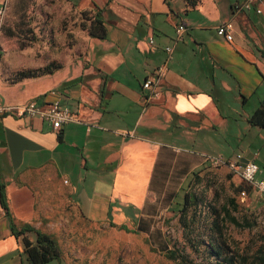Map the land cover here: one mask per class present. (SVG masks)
<instances>
[{"label":"crops","instance_id":"1","mask_svg":"<svg viewBox=\"0 0 264 264\" xmlns=\"http://www.w3.org/2000/svg\"><path fill=\"white\" fill-rule=\"evenodd\" d=\"M244 1L63 0L79 20L73 31L47 32L42 46L21 51L1 47L0 59L14 66L34 67L37 53L55 60L58 48L65 56L13 86L0 62V106L56 102L73 121L54 131L39 115L1 117L0 264H29L23 238L33 243L36 236L16 237L12 229H41L45 198L55 191L90 223L127 226L176 197L210 151L223 159L240 154L264 178V128L248 123L264 101V0L237 10ZM82 12L103 23L105 38L79 27ZM223 22L232 24L231 41L216 35ZM70 33L79 44L69 43ZM55 35L63 46L52 42ZM163 65L151 97L142 83Z\"/></svg>","mask_w":264,"mask_h":264},{"label":"rangeland","instance_id":"2","mask_svg":"<svg viewBox=\"0 0 264 264\" xmlns=\"http://www.w3.org/2000/svg\"><path fill=\"white\" fill-rule=\"evenodd\" d=\"M5 6L0 20V45L5 51L42 46L47 32L73 31L79 22L75 12L63 0H8ZM72 37L70 33L69 43L79 44V40ZM46 39L49 41V37ZM52 42L58 47L63 46L59 35H55ZM58 52L55 53L57 59L49 62L43 53H37L32 59L36 63L34 67L28 64L14 66V60L0 59L5 82L13 86L31 78H23V74H33V78L42 76L59 65L56 60L63 62L65 54L59 48ZM22 56L25 60L32 57L31 54H20ZM210 152L216 154V150ZM194 171L200 182L191 186L197 205L189 213L192 218L189 229L181 225L178 212L188 178L176 197L163 199V203L151 211V217L141 219L138 224H128L127 231L86 221L58 191L45 198L49 212L44 214L40 227L57 240L60 264H178L177 261L227 264L225 257H232L237 264L242 255L251 258L257 247L264 249L263 201L259 197L252 198L250 189H245L247 185L223 167L204 164ZM242 190L246 193L243 198L239 194ZM229 198H234L238 205L234 215L238 219L246 218L251 223L249 228L227 224L219 226L218 230L212 226L221 206ZM135 201L137 199H133ZM210 244L221 246L223 260H216L209 254ZM169 250L175 252L176 262L165 257Z\"/></svg>","mask_w":264,"mask_h":264},{"label":"trees","instance_id":"3","mask_svg":"<svg viewBox=\"0 0 264 264\" xmlns=\"http://www.w3.org/2000/svg\"><path fill=\"white\" fill-rule=\"evenodd\" d=\"M80 18L82 19V21L80 22L79 26L82 30L86 31L88 36L98 38V39L105 38V28H104L103 23L100 20H98L97 18H90L88 16V12L80 13ZM22 77L32 78L34 77V75L33 74H23ZM248 123L251 124L252 126H259V127L264 128V101L249 117ZM196 173L197 172L193 171L191 173V176L188 177V179L186 180V185L183 188V191H184L183 202L181 203L180 208L178 210L179 221L181 225L183 226V228L185 229H189L191 219H192L189 217V213L197 205V197L191 190L192 185H197L200 182V179L196 175ZM242 182L244 183V181ZM245 189H248L249 191L248 187H246ZM3 190H4V186L0 184V202L1 203H4V191ZM236 212H238V205L235 203L234 198H229L227 200V203L221 206L220 212L215 217V219L212 221V226H214L218 230H219V226L223 227V226H226L227 224L232 225L237 228H249L251 226V223L244 217L241 219H238L234 215V213ZM83 218L85 219V217ZM109 226L117 227L120 230L127 231V227L125 225L115 226L114 224L109 223ZM27 232L34 233L36 236L35 241L33 243L28 241L25 237L23 238V243H24L23 251L25 253L26 259L28 260L29 264H45L51 260L59 259L60 249H59L57 240L55 239L53 235L44 233L41 229H34L33 227L27 224L21 226L20 229H15L14 227L12 229V233L16 237H19ZM208 252L216 260H223V258L221 257V246L217 247L213 244H210L208 245ZM165 257L174 262H176L177 260L176 254L172 250L167 251L165 253ZM224 260H226L227 264H234V259L232 257H227V258L225 257ZM177 262L178 264H183L180 261H177ZM237 264H264L263 247L261 246L257 247L255 251L252 253L251 258L245 257V255H242Z\"/></svg>","mask_w":264,"mask_h":264},{"label":"built area","instance_id":"4","mask_svg":"<svg viewBox=\"0 0 264 264\" xmlns=\"http://www.w3.org/2000/svg\"><path fill=\"white\" fill-rule=\"evenodd\" d=\"M258 0H245L241 4H236L235 8L237 10H250L252 3ZM255 12L257 14L261 13V9L256 6ZM4 13V7L0 9V20ZM184 27L179 25L175 30L174 42H178L182 39V32ZM232 24L230 22L220 23L216 29V35L218 37L224 38L226 41H231L232 35ZM167 54V61L171 59L172 47L168 46L164 48ZM0 45V53H1ZM164 65L156 69L155 76L153 79H146L142 83V89L150 90L151 97L157 95L156 87L159 79L163 73ZM11 114L19 117L27 116L32 117L34 115H39L42 119L47 121L54 131H58L64 124L73 121V117L70 110L67 107L60 106L58 103L50 104H39L36 100L28 101L20 105H3L0 106V119L3 115ZM205 162L213 167H225L234 175L238 176L247 187L254 191L258 197L263 201L264 204V178H257V173L259 172V167L252 161H247L242 158V155L236 154L232 159H223L221 157L205 156ZM246 195L244 191L240 192V196L243 198Z\"/></svg>","mask_w":264,"mask_h":264}]
</instances>
